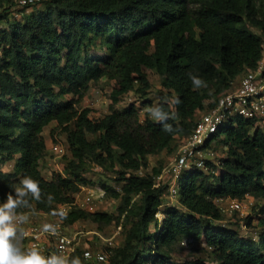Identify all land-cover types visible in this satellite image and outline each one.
Masks as SVG:
<instances>
[{"label": "trees", "instance_id": "obj_1", "mask_svg": "<svg viewBox=\"0 0 264 264\" xmlns=\"http://www.w3.org/2000/svg\"><path fill=\"white\" fill-rule=\"evenodd\" d=\"M18 1L0 0V201L28 175L39 182L41 199L18 212L54 215L69 205L62 219L67 226L133 217L124 244L107 248L108 261L100 264H177L171 249L181 239L211 249L210 262L193 258L181 264H264V232L255 241L213 225L223 218L217 201L252 197L257 211L244 218L245 225L264 227V132L253 120L233 117L218 129L207 146L225 148L224 156L219 163L206 161V170L192 167L182 175L177 206L163 205L168 186L158 185L160 170L139 173L148 167V156L169 150L178 137L186 139L200 113L256 69L264 0H38L42 12L20 11L16 18ZM97 44L105 49L103 59L85 55ZM149 72L161 79L157 105L169 112L172 132L162 130L163 122L140 120L134 104L116 109L123 96H147ZM189 74L205 86L195 89ZM102 78L114 81L112 102L110 112L94 120L88 108L76 105ZM68 95L72 98L64 101ZM142 105L152 107V102ZM52 123L66 134L70 157L64 175L46 180L40 170L43 131ZM87 161L117 174L120 188L102 189L120 199L119 216L77 207L83 187L93 184ZM9 162L15 163L13 171L3 172L1 166ZM75 256L85 264L83 248L69 258Z\"/></svg>", "mask_w": 264, "mask_h": 264}, {"label": "rangeland", "instance_id": "obj_2", "mask_svg": "<svg viewBox=\"0 0 264 264\" xmlns=\"http://www.w3.org/2000/svg\"><path fill=\"white\" fill-rule=\"evenodd\" d=\"M43 3H37L32 6H28L22 11L24 14L39 13L44 10ZM85 55L103 59L106 56L105 49L99 44L86 48ZM150 89L146 97H138L134 94L126 95L120 98L119 103L116 106L117 110H123L125 107L134 104L140 109V120L144 121L146 118L154 121L147 112L148 107H144L142 103L145 100H150L152 106H156L158 102L159 93L162 90L161 79L155 72H149ZM114 86V81L108 78H102L97 82H92L90 88L85 93L83 99L77 104L78 109L88 108L90 110V117L94 120H100L104 118L110 112L111 97ZM72 98V95H68L64 98L67 101ZM201 116V113H200ZM199 116V117H200ZM264 132V131H263ZM43 136L46 140V150L43 158L40 162V170L43 177L46 180H51L53 174H65V168L70 157L69 146L66 140V134L57 128L56 123H52L47 126L43 131ZM97 135H88L89 140H94ZM183 137L172 143L169 150L163 151L158 155L148 156V167L142 169L139 173H151L153 168L160 170L161 174L156 178L158 184H166L168 191L163 197L164 206H177L178 197H173L169 188L172 187L179 190L181 181L179 178L172 176L171 166L178 147L184 142ZM213 152L216 158L219 160L225 154V148L214 145ZM15 163L9 162L1 166L3 172H12ZM87 173L86 176L93 184L87 187H83L81 193L77 196V207L82 208L90 213H107L115 217L119 216L118 207L120 199H112L107 196L102 189L103 185L111 186L112 188L119 189L120 184L117 183V174L110 171L109 168L100 167L91 161H87ZM243 206L241 211H230L226 201H217L216 204L219 208H222L223 218L221 221H216L213 225L216 228H229L238 231L242 236L249 237L255 241H258L259 235L264 232L263 226H255L254 228H248L245 225L244 218L248 215L254 214L257 211V201L252 197H246L243 200H239ZM140 203L138 197H135L133 204ZM183 214L188 213L181 208ZM135 211V210H134ZM33 209L27 212L29 216L34 220L44 221L43 216L36 214ZM133 221V217H129L128 220L121 216L119 220H114L111 224H97L91 220H81L74 225L67 226V233L73 234L76 232L83 233L80 240L81 248L91 249L94 253L106 251L107 248H117L124 244L127 230ZM121 226V228H119ZM150 234H154V226L151 225L149 229ZM171 257L174 263L181 264L188 259L202 258L210 262L211 249L207 248L203 244L195 241L184 240L176 242L171 249ZM85 264H100L96 261H86Z\"/></svg>", "mask_w": 264, "mask_h": 264}, {"label": "built area", "instance_id": "obj_3", "mask_svg": "<svg viewBox=\"0 0 264 264\" xmlns=\"http://www.w3.org/2000/svg\"><path fill=\"white\" fill-rule=\"evenodd\" d=\"M37 1L19 0L13 7L14 16L20 18L19 12L28 6L35 5ZM233 117L253 120L255 128L264 131V40L262 41L261 59L256 69L237 79L231 89L219 98L212 109L201 113L192 132L176 151L171 166L172 176L181 181L182 175L192 167L206 170V161L219 163L213 152V147H208L207 143L213 139L218 129ZM169 190L173 197L178 194V190L174 187ZM221 201L227 202L230 211L243 210L239 200L225 199ZM70 208L69 205H61L58 207V211L60 209L69 211ZM36 214L43 216L44 221L38 223L29 216L28 222L21 225L27 233L20 241L23 250L35 247L44 256L56 253L70 257L77 248H81L80 240L83 233L68 234L67 227L58 215ZM45 223L55 225L58 234L53 236L44 232L42 229ZM83 258L85 261L106 263L108 253L106 251L94 253L91 249L83 248Z\"/></svg>", "mask_w": 264, "mask_h": 264}, {"label": "clouds", "instance_id": "obj_4", "mask_svg": "<svg viewBox=\"0 0 264 264\" xmlns=\"http://www.w3.org/2000/svg\"><path fill=\"white\" fill-rule=\"evenodd\" d=\"M189 77L195 89L205 86V82L198 76L189 74ZM174 102L179 104V98L177 97ZM147 112L154 121L163 122L162 130L164 132L173 131L172 126L166 122L170 114L162 106L148 107ZM171 116L174 118V114ZM40 199L39 182L31 176L25 175L17 185L13 186L12 194L0 201V264H82L78 256L69 258L56 253L44 256L35 247L27 250L21 248L20 241L27 235L21 225L28 222L29 215L18 212L17 209L31 208V201ZM52 201L53 196L48 194L47 202L51 204ZM53 214L64 219L68 215V210L60 209L54 211ZM42 230L53 236L58 234L57 227L53 224L45 223Z\"/></svg>", "mask_w": 264, "mask_h": 264}]
</instances>
